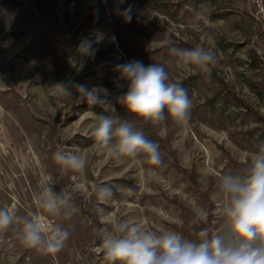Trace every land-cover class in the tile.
<instances>
[{"label":"rangeland","instance_id":"obj_1","mask_svg":"<svg viewBox=\"0 0 264 264\" xmlns=\"http://www.w3.org/2000/svg\"><path fill=\"white\" fill-rule=\"evenodd\" d=\"M129 5L132 20L126 22L119 12ZM197 13L203 19H194ZM98 32L104 38L94 45L95 56H78L81 39ZM169 35L177 47L214 50L218 63L210 78L176 66L161 43ZM130 61L162 64L170 80L187 89L193 105L187 125L145 123L117 103L128 81L113 68ZM69 81L106 88L116 113L72 99L57 107L52 86ZM92 113L132 122L159 144L161 164H117L96 156L86 135ZM261 145L264 0H0V207L22 215L34 210L45 174L53 176L57 191H71L73 175L81 186L73 196L78 211L60 221L71 236L59 253L22 246L10 228L0 233V264H106L98 231L106 225L98 208L189 239L203 228L218 230V177L239 173L245 155ZM60 147L87 157L82 175L60 173L52 159ZM93 184L110 186L113 200L100 204ZM201 208L207 221L194 224Z\"/></svg>","mask_w":264,"mask_h":264},{"label":"clouds","instance_id":"obj_2","mask_svg":"<svg viewBox=\"0 0 264 264\" xmlns=\"http://www.w3.org/2000/svg\"><path fill=\"white\" fill-rule=\"evenodd\" d=\"M119 15L130 22L131 5ZM194 19L198 21L203 16L197 13ZM103 38V33L98 32L92 38L81 39L76 53L80 57H94L97 51L94 45ZM161 43L176 58L179 69L189 73L198 70L205 78L211 77L212 68L218 63L211 47H177L171 35ZM113 71L128 81L127 91L117 97V103L128 113L152 125L166 119L180 126L188 124L192 100L181 83L170 80L162 64L154 62L145 66L140 61H130L116 64ZM51 94L57 107L62 99H72L90 107L98 105L103 112L116 113L115 106L106 99L109 95L106 88H89L69 81L52 86ZM91 115L93 122L86 135L93 140L96 156L117 164L125 160L137 164L143 160L151 166L161 164L159 144L148 139L132 122L114 115ZM52 159L64 175H82L89 164L78 150L63 147L53 153ZM241 164L239 173L218 177L217 214L222 220L221 226L218 230L201 229L196 239L171 230L154 231L131 219L105 216L104 210L98 208L101 223L106 225L98 230L99 247L106 264H264V145L245 155ZM71 179L74 182L71 191H57L53 176L45 174L34 197V210L26 214H19L15 207H0V233L15 228L16 239L22 246L44 255L59 253L71 236L60 221L70 220L78 211L73 196L81 186L77 175ZM91 194L100 204L113 200V190L108 185L93 184ZM208 215L206 210L197 209L193 223L206 222Z\"/></svg>","mask_w":264,"mask_h":264}]
</instances>
